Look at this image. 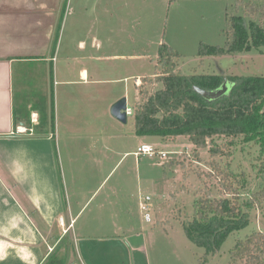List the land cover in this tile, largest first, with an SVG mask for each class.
Returning a JSON list of instances; mask_svg holds the SVG:
<instances>
[{"label": "rangeland", "instance_id": "rangeland-1", "mask_svg": "<svg viewBox=\"0 0 264 264\" xmlns=\"http://www.w3.org/2000/svg\"><path fill=\"white\" fill-rule=\"evenodd\" d=\"M247 1L61 0V7L57 11V17L55 16L56 23L54 21L52 27L50 44V47L55 45L53 41L59 35L61 26L62 43L58 44L61 47L60 52L55 54L57 58L51 69L47 66L44 70L37 71L29 64L15 66V115H28L27 118L32 123L36 112H33V108L25 110L27 105L24 107L23 98L33 105L34 102L44 100L45 112H38L40 117L36 120L39 125L36 126L46 128L32 130L38 135L51 134L50 138H54L57 152L55 161L60 162L59 168H63V165L66 167L65 173L68 175V172L73 170V159H84L83 156L89 153L81 150L73 152L70 147L67 151L63 149L64 146H69L68 144L73 145V120L80 121L73 119V114L86 113L92 119L93 114L103 112L100 116L102 120H84L87 124L90 123V138H86V144H91L89 147L92 159L94 156L97 160L101 156L100 151L93 147L110 140L113 153L109 158L111 163L117 162L124 152L123 143L126 144L128 152L135 151L139 145V141L134 139L133 118L128 117L127 125L120 124L111 116V119H106L109 117L106 91H100L98 86H93V90L98 93L94 96L93 103L88 102V82L82 80L80 71L89 69L93 74L98 73L99 78H96V81H114L117 91H121L124 86V83H119L128 78L125 86H129L130 105L134 103L132 80L137 76L151 77L159 71L156 59L159 45L162 43L178 55L174 58L176 71L186 75L193 74L195 70L198 75L223 74L231 78L264 76V46L251 48L249 51L242 50L219 59L204 57L200 66V44L222 45L225 42L227 17L243 15L242 4ZM248 18L247 22L250 20ZM253 19L256 22L260 20L259 17ZM79 43H82L83 47H79ZM66 51H72L73 57L67 58ZM108 52L122 57H106ZM65 67H69V71L66 72ZM24 79L28 86H18ZM105 87L108 85H103V88ZM159 87L154 85L149 92L152 93ZM141 102L139 98L137 103ZM57 122L68 124L58 132V136ZM81 129V126H74L76 132ZM34 133L27 130L24 134ZM109 135L111 137H108ZM175 140L163 142L157 137H144L143 142L152 144L157 151L165 152L166 157L161 160L157 156H143L138 160L128 154L108 176L106 187L114 185L117 192L115 198L123 195L121 202L126 203L131 219L136 224L139 225L140 222L142 226L154 225L159 229L166 224L171 233L174 228L170 227L178 228L179 240L173 239L154 245V259L158 264H227L230 261L229 249L239 239L245 238L253 231L264 232V203L260 208L248 206L249 196L264 188V152L260 147L259 138L251 133H245L235 140L213 137L207 140V146L199 151L198 162L192 154L193 145L186 138L181 136ZM78 142L81 143L79 148H88L84 147L83 141ZM215 152H218V155L211 157ZM210 162H217L221 170L227 171L229 180L238 188L241 209L247 212L248 223L224 236L223 242L218 248L213 247L207 255L208 260L205 261L204 251L186 239L184 228L193 221V204L198 195L205 191L210 192L211 196H216L221 190L219 181L222 178L217 176L216 172L210 177L207 176L211 170L207 163ZM103 169V174L97 173L95 178L106 176L110 170L108 165ZM57 180L62 185V172L59 169ZM93 180L95 186L98 181ZM61 189L63 190V186ZM145 196H149L151 200V223L144 220L137 205L138 199ZM54 234L56 238L63 234L60 226L55 227ZM173 248L179 249L180 252L176 249L173 251ZM52 254L67 262L74 261L75 253L70 238L60 240Z\"/></svg>", "mask_w": 264, "mask_h": 264}, {"label": "crops", "instance_id": "crops-1", "mask_svg": "<svg viewBox=\"0 0 264 264\" xmlns=\"http://www.w3.org/2000/svg\"><path fill=\"white\" fill-rule=\"evenodd\" d=\"M60 7L61 0H0V264H46L51 258L52 264H158L154 259V245L179 240L178 228L170 227L175 229L171 233L166 224L160 229L154 225L142 226L140 222L136 224L131 219L126 203L121 202L123 195L115 198L117 192L114 185L106 187L108 176L119 166L124 156L132 154L138 160L144 156L136 154L142 144H149L142 141L144 137L135 135L134 139L139 141V145L133 152L126 151V144L123 143L124 152L117 162L111 163L109 158L113 153L110 140L93 147L100 151L101 156L97 160L94 156L92 159L91 144H86V138H90V123L84 121L89 116L86 113H74L73 119L80 121L73 120V145L68 144L67 149L65 146L63 149L67 151L70 147L73 152L81 150L89 153L88 158L83 156L84 159H73V170H67V175L66 167L63 165V168H59L60 162L55 161L57 152L51 134L38 135L32 130L46 128L36 126L39 125L36 120L40 117L38 112H45L44 100L34 102L33 105L23 98L24 107L27 105L25 110L33 108L37 114L32 123L28 115H15L14 68L18 64L32 65L37 71L47 66L53 68L57 58L55 54L61 48L58 44L62 43V27L59 26V35L53 41V47H50L53 36L51 31ZM92 42L96 44L94 39ZM79 47H83V44L79 43ZM65 56L73 57V52L66 51ZM106 57L120 59L122 56L108 52ZM64 70L69 71V67ZM80 74L82 80L88 82V102L93 103L98 93L93 90V86L106 91L109 116L106 119H111L110 108L121 97L125 98L127 107L132 111L139 101L138 92L142 88L151 90L156 86L153 81H148L155 75L135 77L132 80L134 103L130 105L129 86H125L128 78L119 83H124V86L121 91H117L114 81H96L98 73L82 69ZM103 85L108 87L103 88ZM18 86L28 85L24 79ZM102 113L93 114L89 120H102ZM128 117H132V114ZM62 123L57 122L56 134L68 126ZM127 124L128 121L124 125ZM74 126H81V131L76 132ZM27 130H31L34 135L24 134ZM78 141H83L84 147L88 148H79L81 143ZM107 165L110 168L108 174L95 178L97 173L103 174V168ZM58 169L62 172V185L57 180ZM93 179L98 181L95 186ZM140 199L137 201L138 207ZM60 217H63V224L58 222ZM57 225L63 232L59 238L53 235ZM65 237L70 238L74 248V261L67 262L52 254ZM177 251L180 252L179 249Z\"/></svg>", "mask_w": 264, "mask_h": 264}, {"label": "trees", "instance_id": "trees-1", "mask_svg": "<svg viewBox=\"0 0 264 264\" xmlns=\"http://www.w3.org/2000/svg\"><path fill=\"white\" fill-rule=\"evenodd\" d=\"M242 6L243 15L227 17L222 45L200 44V66L204 57L219 59L264 46V0H248ZM253 17H259V22ZM177 57L172 48L164 43L159 45L156 61L160 69L148 81L160 87L152 93L145 88L138 92L142 102L132 108L135 135L153 136L163 142L176 141L182 136L193 145L192 154L197 162L199 151L213 137L235 140L251 133L259 138L264 152V76L231 78L223 74L198 75L195 70L186 75L176 71L174 58ZM225 79L232 86L219 99L210 101L196 92V89L213 92ZM215 155L218 152L211 157ZM207 165L211 169L207 176L216 172L222 178L219 181L221 190L216 196L205 191L198 195L193 204V221L184 228L187 239L204 251L205 261L213 247L218 248L223 242L224 236L248 223L247 212L241 209L238 188L229 180L227 171L221 170L217 162ZM249 197L248 206L260 208L264 203V188ZM229 257L227 264H263L264 232L253 231L239 239L229 249ZM52 261L51 258L46 264H52Z\"/></svg>", "mask_w": 264, "mask_h": 264}, {"label": "water", "instance_id": "water-1", "mask_svg": "<svg viewBox=\"0 0 264 264\" xmlns=\"http://www.w3.org/2000/svg\"><path fill=\"white\" fill-rule=\"evenodd\" d=\"M231 84L227 81V79L224 80L220 88L213 92H206L203 90H198L196 89V92L201 95L203 98L207 100H216L219 99L221 96L227 94L231 88ZM126 109H127V101L125 100L124 97H121L116 103H114L111 108H110V115L113 119L116 121L126 124L127 121V114H126Z\"/></svg>", "mask_w": 264, "mask_h": 264}, {"label": "built area", "instance_id": "built-area-1", "mask_svg": "<svg viewBox=\"0 0 264 264\" xmlns=\"http://www.w3.org/2000/svg\"><path fill=\"white\" fill-rule=\"evenodd\" d=\"M126 114L127 116L132 114V111L127 107L126 109ZM137 155H144V156H157L159 159H164L166 157V154L165 152H160V151H157V149L150 145V144H142V146H140L138 149H137ZM140 203H139V208L141 210V213H143V218L144 220H146L147 222H151L150 220V208L152 207L151 204L149 203L151 200H150V197L149 196H145L143 197V199L141 198L140 199ZM58 222L60 224H63V217H60L58 219Z\"/></svg>", "mask_w": 264, "mask_h": 264}]
</instances>
